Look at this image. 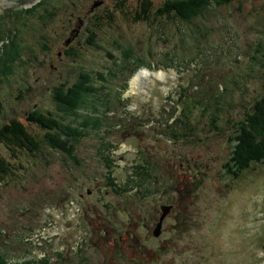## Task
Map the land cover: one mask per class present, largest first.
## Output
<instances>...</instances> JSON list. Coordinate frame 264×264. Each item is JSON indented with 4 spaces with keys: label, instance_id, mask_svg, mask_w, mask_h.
Returning a JSON list of instances; mask_svg holds the SVG:
<instances>
[{
    "label": "rangeland",
    "instance_id": "rangeland-1",
    "mask_svg": "<svg viewBox=\"0 0 264 264\" xmlns=\"http://www.w3.org/2000/svg\"><path fill=\"white\" fill-rule=\"evenodd\" d=\"M94 1L36 4L46 16H28L23 27L15 13L37 0H0V32L17 26L26 54L12 74L0 76L4 120L34 108L55 111L52 87L82 68L102 72L107 81L98 77L96 84L118 92L106 128L87 133L77 159L59 151L48 159L12 156L0 144V156L16 169L0 186V264H39L35 259L44 256L45 264H264V162L238 178L226 173L229 117H242L264 93V0L211 6L190 23L154 13L135 21L139 0H100L91 12ZM151 1L155 10L163 0ZM108 10L116 17L112 33L92 45L86 35L92 17ZM71 27L82 29L80 45L65 43ZM113 39L141 55L117 77L113 59L124 55ZM166 52L177 61L156 59ZM182 93L200 97L205 109L202 115L193 109L189 125L179 107ZM208 113L221 121L211 122ZM176 114L185 124L175 123ZM106 140L110 151L102 158ZM143 159L160 167L153 172L155 192L132 199L107 185V162L122 184ZM163 204L172 207L153 236Z\"/></svg>",
    "mask_w": 264,
    "mask_h": 264
},
{
    "label": "trees",
    "instance_id": "trees-1",
    "mask_svg": "<svg viewBox=\"0 0 264 264\" xmlns=\"http://www.w3.org/2000/svg\"><path fill=\"white\" fill-rule=\"evenodd\" d=\"M47 1L49 0H37L33 5L22 8L18 13H15V16L22 18L23 27L28 25V16L31 19H34L35 16L41 20L46 16L47 10L45 12L37 10L36 4H40L41 8L47 9ZM233 1L163 0L153 10L151 0H139L135 5L138 9L133 11L138 13L134 20L149 19L154 13L155 16H166L171 20L178 21L180 19L190 23L195 17L204 15L211 6L220 7ZM99 2L100 0L91 4V12L95 8L100 7L101 3ZM96 3L98 4L95 5ZM120 5L124 7L122 3ZM62 7L63 5H61ZM55 11H51L48 15L52 18L55 15ZM133 12L129 13L127 9L122 10V13L126 16ZM115 23L116 17L113 11L108 10L107 13L98 16L94 14L90 23L92 28L88 27L86 31L88 33L86 34L87 37L91 39L90 43L96 45L94 41L100 40L98 35L101 34H105L101 37L109 38L112 33L109 29ZM48 25L49 23L45 24V26ZM72 27L66 35L71 37V39L69 38V41L66 39L65 43L68 44L73 39L80 45V42L84 41L82 39L78 41L80 39L78 37L82 35V29L76 30V28ZM19 32L20 29L17 26L11 28L9 25L5 27L4 31L0 32V76L2 78L12 74L16 63L26 57L25 51L22 49L23 44L20 42L21 36ZM3 33L8 35L6 39L1 36ZM89 38L88 40H90ZM113 43L124 55L122 59H117L116 57L113 59L114 66L111 72L114 73L113 76L117 77L128 69L130 63L141 60V55L137 53L139 55L133 56L132 52L134 50L131 51L130 45L121 44L116 39H113ZM71 51L73 52V50ZM74 54L79 56L80 52H74ZM165 54L157 53L156 59L160 58L161 55L165 58H170L167 52ZM170 59L177 61L176 56ZM151 62L153 61L149 63ZM95 74L97 75L96 77L94 76ZM98 77L104 82L107 81L102 72L82 68L79 69L76 76L71 77V80L64 79L54 85L51 97L55 111H43L40 108H34L26 112L24 117L11 116L7 120H4L0 111V144L10 151L12 156L22 153L31 157L38 155L41 159H48V153L59 151L65 156L77 159V146L87 136V133L100 132V130L106 128L108 112L112 110V97L114 92L115 94L118 93L114 90V87L103 90V87L96 84ZM123 84L122 89H125L127 83L123 82ZM178 100L181 112H183L182 117L185 118L184 121L187 125L191 122L189 117L193 109L199 110L201 115L204 114L205 109L200 105V97L195 95L186 96L185 93H182ZM207 116L211 122L221 121L217 115L212 116L211 113H208ZM176 117L175 123L183 122L185 124L181 116L177 115ZM229 119L232 125L228 132L229 161L232 166L226 170V173L238 178L247 168L264 162V93L243 111L242 117H229ZM222 122L227 123V118L223 117ZM184 124L183 130L187 133L189 129ZM218 124H216V127H218ZM168 126L170 127L171 124ZM191 130L193 131V129ZM174 132L180 135L177 131ZM110 145V141H104L102 148L98 150V156L105 158L110 151ZM157 166L156 163L148 159H143V163L136 162L132 166L127 180L122 184H118L113 176L111 165L107 162L105 168V176L108 180L107 185L116 194H125L132 199H144L148 194H152L157 190L153 186L156 180L153 172L160 171L158 170L159 166ZM15 174L14 163L0 156V186L7 185L15 177ZM46 260L45 257H42L35 259V262L45 264ZM3 264L5 263L3 262Z\"/></svg>",
    "mask_w": 264,
    "mask_h": 264
},
{
    "label": "water",
    "instance_id": "water-1",
    "mask_svg": "<svg viewBox=\"0 0 264 264\" xmlns=\"http://www.w3.org/2000/svg\"><path fill=\"white\" fill-rule=\"evenodd\" d=\"M99 3H101V1ZM97 4L98 3H96L95 5ZM171 207L172 205H161V213L159 215L158 221L155 224V228L152 233L153 235L158 236L160 234L163 220L165 216L170 212Z\"/></svg>",
    "mask_w": 264,
    "mask_h": 264
},
{
    "label": "bare ground",
    "instance_id": "bare-ground-1",
    "mask_svg": "<svg viewBox=\"0 0 264 264\" xmlns=\"http://www.w3.org/2000/svg\"><path fill=\"white\" fill-rule=\"evenodd\" d=\"M140 76H141V74L136 75V76L132 79V83H133V84H136L137 81L139 80Z\"/></svg>",
    "mask_w": 264,
    "mask_h": 264
}]
</instances>
